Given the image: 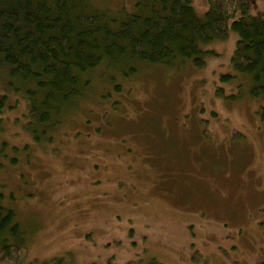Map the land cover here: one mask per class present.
Returning a JSON list of instances; mask_svg holds the SVG:
<instances>
[{"label": "rangeland", "instance_id": "obj_1", "mask_svg": "<svg viewBox=\"0 0 264 264\" xmlns=\"http://www.w3.org/2000/svg\"><path fill=\"white\" fill-rule=\"evenodd\" d=\"M191 4L203 19L208 1ZM249 4L264 18V0ZM237 40L205 46L204 68L100 69L51 143L9 94L0 186L25 232L20 264H264V98L233 69Z\"/></svg>", "mask_w": 264, "mask_h": 264}, {"label": "trees", "instance_id": "obj_2", "mask_svg": "<svg viewBox=\"0 0 264 264\" xmlns=\"http://www.w3.org/2000/svg\"><path fill=\"white\" fill-rule=\"evenodd\" d=\"M207 1L201 19L191 0H135L131 10L116 11L93 0H0V113L14 109L18 100L9 94L17 96L26 105L25 130L35 142L51 143L90 95L92 74L130 78L186 61L204 68L205 46L226 41L231 30L238 36L233 69L250 78L253 97L264 98V18L251 15L249 0ZM2 187L0 264H20L25 232Z\"/></svg>", "mask_w": 264, "mask_h": 264}]
</instances>
